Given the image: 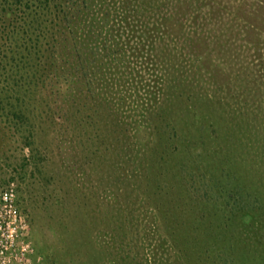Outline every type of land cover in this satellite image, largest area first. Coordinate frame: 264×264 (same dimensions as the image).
Wrapping results in <instances>:
<instances>
[{
	"label": "rangeland",
	"instance_id": "obj_1",
	"mask_svg": "<svg viewBox=\"0 0 264 264\" xmlns=\"http://www.w3.org/2000/svg\"><path fill=\"white\" fill-rule=\"evenodd\" d=\"M96 1L111 4L119 0ZM172 2L173 6H163L161 14L175 16L182 28L176 32L174 42L164 30L159 35L165 40L152 44L150 40L155 32L149 29L154 23V12L150 10L141 8L143 17L140 15L129 21L136 29L134 33L124 30L123 39H131L130 44L138 43L139 55L134 58V63L122 68L110 64L113 75L120 77L124 84L118 90L127 99V106L133 107L135 101L147 102L156 92V85H161L158 103L166 111V120L180 136L179 142L196 146L193 156L197 160L198 153L212 156L209 152L211 143L232 150L236 167H240L237 170L240 178L252 187L261 186L264 184V33L258 35L236 17L239 11L235 1L225 0L219 6L205 0ZM248 3L251 5L247 9L248 15L257 21L261 14L259 8L254 0ZM179 6L184 10L181 11ZM260 24L263 27L264 22ZM204 37L208 44L205 54L201 52L200 41ZM141 39L143 41L139 43ZM193 40L200 46L193 44ZM172 53L178 57L176 67L182 73L170 68ZM198 54L200 60L193 64ZM157 55L168 62L158 63ZM173 75L177 77L176 82L171 80ZM229 85L235 86L233 94L236 92L238 99L232 98ZM180 93L185 97H177ZM207 96L211 97L213 106L209 107V112H203L208 105ZM233 110L239 113L238 118H233ZM135 111L125 108L122 113L128 120L141 113ZM157 122L162 123L161 120ZM2 125L0 188L15 184L18 205L27 220L31 240L45 264H198L194 242L183 240L186 248L183 251V243L177 246L173 240V232L178 237L187 231L208 240L211 250L205 256L208 264H224L218 259L221 253L228 260L226 264H245L251 256H260L264 260V239L261 242L248 239L236 252L239 255L233 257L230 252L227 258L224 250L231 251L238 236L245 239L248 233L233 231L232 237L231 231H221L223 235L220 236L226 239L227 246H218L212 239L219 235V229L215 224L205 222L204 217L209 214L211 221L217 220V213H221L217 206L209 203L205 209L201 205V209L195 208L187 194L179 203L164 201L156 187L147 192L143 176L123 173V169L130 170L132 155L116 146L110 149L112 156H92L90 146L85 147L86 151L80 150L79 145L60 147L58 139L49 131L36 128L37 144L34 147L42 151L40 155L45 160L39 172L35 165L27 164L31 151L24 144L25 133L5 126V123ZM216 158L198 161L203 171L205 167L210 168L197 178L204 179L199 192L209 190L212 194L216 189ZM186 169L191 171L193 166L187 164ZM179 178L183 183L184 178ZM175 185L169 191L171 197L166 198L178 196L180 186ZM161 203H164L165 211H170L166 214V224L162 219L165 213L158 208ZM259 234L264 235L262 229L256 237ZM240 255L245 256L246 261H240Z\"/></svg>",
	"mask_w": 264,
	"mask_h": 264
},
{
	"label": "trees",
	"instance_id": "obj_2",
	"mask_svg": "<svg viewBox=\"0 0 264 264\" xmlns=\"http://www.w3.org/2000/svg\"><path fill=\"white\" fill-rule=\"evenodd\" d=\"M172 1L119 0L110 4L96 0H0V130H3L2 124L5 123V126L17 132L25 133L24 144L31 151L27 164L35 165L39 172L45 160L40 155L42 151L34 147L37 144L36 128L43 132L49 131L58 139L60 147L66 144L71 147L79 145L80 150L86 151L88 149L85 147L90 146L92 156H112L110 152L115 146L131 154V168L128 172L123 169V173L127 176L137 173L143 176L147 192L156 187L164 201L167 199L175 203L182 201L187 194L195 208L201 205L205 209L209 203H213L221 210L220 215L216 212L217 220L214 222L208 218L209 214L204 215L205 222L215 224L219 229V235H214L212 239L218 246H227L226 239L220 236L223 231H231V234L233 231L248 233L245 239H239L238 236L231 251L224 248L223 253L227 258L230 252L236 257L239 255L236 252L248 239L257 242L264 239L261 234L256 237L261 229L264 234V184L252 187L243 181L237 173L240 167H236L232 150L227 151L219 144L211 143L209 152L212 156L205 157L199 153L196 156L199 160L217 157L216 189H213L212 194L209 190L199 192L204 179L197 178L210 168L205 167V171L200 168L199 160L193 156L196 146L184 142L182 145L178 140L180 136L166 120V111L158 103L162 94L161 85H156V92L147 102L140 101L139 104L135 101V106L128 107L127 99L118 90V87L124 86L122 79L115 77L110 69V64L122 68L138 58V43L132 40L133 44H130L131 39L124 40L123 31L127 29L131 33L135 32V25L129 21L140 15L143 17L141 8L154 12V23L149 29L155 32L150 40L152 44L165 40L159 35L164 30L171 38L170 41L174 42L176 32L182 28L174 19L175 16L161 14L163 6H173ZM224 1L205 0L213 6H219ZM231 1L237 2L239 13H236V17L246 27L262 35L264 25L262 27L260 22H264V0H254L261 13L257 21L248 15L247 9L251 6L249 0H227ZM145 30L142 32L146 33ZM206 38L200 39L204 51L201 52L204 54L208 47ZM142 41L139 40V43ZM194 43L200 46L199 42L193 40ZM200 57L198 54L193 64L198 63ZM157 62L165 64L168 60H161L157 55ZM178 63V57L172 53L170 68L181 72L176 67ZM171 80L176 82L177 77L173 75ZM229 87L233 94L235 86ZM177 97L185 96L180 93ZM207 97L208 105L203 112H209V107L213 106L211 97ZM238 97L236 92L232 95L234 99ZM262 98L264 100V89ZM220 102L217 101L218 106ZM124 107L136 109L137 114L141 113L127 120L122 113ZM238 115L233 110V118H238ZM157 120L162 123L158 124ZM187 164L193 166L191 171L186 169ZM179 177L184 178L183 183ZM174 179L180 182H173ZM175 184L180 186L178 196L166 198L171 197L169 191L172 186L175 188ZM158 208L165 213L162 219L165 222L163 224H166L168 211H165L164 203L158 205ZM191 221L193 223L195 219ZM249 232L253 235L250 236ZM172 236L177 246L183 243V246L180 244L183 251H186L185 240L194 242L193 248H197V251L194 250L197 253L196 260L208 264L205 256L211 250L206 238L191 235L189 231L178 237L173 232ZM222 255L218 254V259L226 264L228 260ZM242 259L246 261L243 255L240 261ZM250 261L252 264H264L260 256H251Z\"/></svg>",
	"mask_w": 264,
	"mask_h": 264
},
{
	"label": "built area",
	"instance_id": "obj_3",
	"mask_svg": "<svg viewBox=\"0 0 264 264\" xmlns=\"http://www.w3.org/2000/svg\"><path fill=\"white\" fill-rule=\"evenodd\" d=\"M14 183L0 188V264H45L31 240Z\"/></svg>",
	"mask_w": 264,
	"mask_h": 264
}]
</instances>
